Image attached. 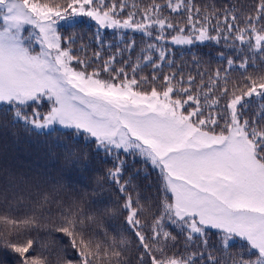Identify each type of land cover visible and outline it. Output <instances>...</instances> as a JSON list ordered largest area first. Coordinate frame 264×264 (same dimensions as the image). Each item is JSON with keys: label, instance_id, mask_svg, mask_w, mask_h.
<instances>
[{"label": "trees", "instance_id": "1", "mask_svg": "<svg viewBox=\"0 0 264 264\" xmlns=\"http://www.w3.org/2000/svg\"><path fill=\"white\" fill-rule=\"evenodd\" d=\"M22 1L66 11L73 3ZM121 2L135 24L145 25L147 17L156 23L144 35L103 30V44L86 19L61 26L60 45L75 53L70 60L76 70H98L110 80L126 66H132L131 75L139 65L145 92L174 88L185 106L187 95L201 100L203 114L188 108L189 115L197 111L190 123L223 137L232 132L230 105L242 97L235 115L264 167V109L260 97L247 96L264 83V41L255 38L264 35V0H114ZM178 35L202 40L183 46L164 41ZM125 45L130 54H122ZM157 47L169 56L156 76L178 77L167 86L152 76ZM107 57L116 59L115 72H105V65L113 66ZM50 108L44 98L0 103V264L260 263L261 253L248 240L206 225L201 234H191L184 220L171 216L173 196L164 175L140 153L107 152L78 128L41 131L16 118L42 117Z\"/></svg>", "mask_w": 264, "mask_h": 264}, {"label": "rangeland", "instance_id": "2", "mask_svg": "<svg viewBox=\"0 0 264 264\" xmlns=\"http://www.w3.org/2000/svg\"><path fill=\"white\" fill-rule=\"evenodd\" d=\"M9 4L10 0H0V103L24 105L47 99L51 108L42 117L37 114L35 119H27L17 113L16 118L41 131L78 128L107 152L119 151L114 147L119 144L140 153L163 173V182L173 196L169 212L184 220L191 234H201L203 225L220 229L248 240L264 260V251L254 243L256 236L264 233V167L255 158V145L238 122L236 110L230 106L233 127L227 137L197 130L181 118L177 107L174 121L160 115L152 117V129L141 133L142 140L128 143L114 139L113 129L100 122L102 117L95 108L83 103L79 93L69 100L63 91L67 85L61 71L70 56L59 48V28L82 19L97 27L95 19L61 10L59 17L45 20L33 11L35 3L19 0L20 14ZM146 21L148 25L156 23L151 17ZM255 38L257 44L264 41L263 34ZM201 40L178 35L164 41L183 46ZM155 50L157 55L166 51L160 47ZM150 60L148 56L146 61ZM232 240V236L228 238ZM162 264L183 263L171 260Z\"/></svg>", "mask_w": 264, "mask_h": 264}, {"label": "snow or ice", "instance_id": "3", "mask_svg": "<svg viewBox=\"0 0 264 264\" xmlns=\"http://www.w3.org/2000/svg\"><path fill=\"white\" fill-rule=\"evenodd\" d=\"M9 7L16 11L17 14L22 13V8L19 5V0H10ZM125 4L121 2L116 5L114 0H73L72 6L69 9L74 16H88L94 18L97 22L96 36L100 38V44H103V38L100 36L103 30H112L114 33L118 30L128 32L129 30L139 31L141 35L150 25H137L134 23L135 15H129L125 11ZM119 9V11H117ZM42 19H55L61 15V10L52 8L47 4H37L33 9ZM123 14L125 19H120V14ZM73 23H69L72 25ZM127 26V27H126ZM168 27H171L170 25ZM143 29V30H142ZM43 31V29H42ZM160 39H163L160 37ZM183 42H190L184 40ZM175 43V41H174ZM135 47L134 41H127ZM66 44L59 46L62 51L66 48ZM83 51V49H81ZM127 51L129 54L131 50L125 45L122 49V54ZM66 56H74L75 53H66ZM169 54L166 51L161 53L153 59L156 67L153 69L152 76L156 79H161L167 86L169 79L175 83L178 80L177 76L157 77L156 73L162 71L164 67L163 61L168 59ZM106 59L112 61V67L105 65V72H115L116 59L114 57H107ZM99 62V61H97ZM64 67L61 71L62 76L66 79V87L63 89L64 93L71 100L74 94L79 93L81 101L95 108L97 113L102 117L101 123H104L113 129L115 133L114 139L127 140L128 143H134L143 139L141 133L149 132L152 129V117L160 115L162 117H170L173 121L176 120V109L179 107L181 118L190 120L191 116H195L197 111H200L201 100L196 99L191 95H187V105L179 100H176V90L169 88L167 92H161L153 88L150 93L145 92L140 86V77L137 76V69L139 65L132 68V74L127 75L129 67L126 66L120 70L119 76L104 80L100 79L98 70L94 71L91 76L87 73L78 71L75 68V63L71 60H65ZM86 67V66H85ZM183 84V81H180ZM191 86V80H189ZM249 96L257 95L261 99L260 108L264 109V83L259 85V90L253 86L248 93ZM242 97H237L230 105L233 110L242 109L243 104L240 103ZM215 107V105L213 106ZM226 108L229 105L225 106ZM188 108L196 109L191 115L188 114ZM147 143V141H145ZM115 148L119 149L120 154H128L130 149L127 146L116 144ZM122 168V165H121ZM254 243L264 251V233H259L254 240ZM17 251H20L17 249ZM264 264V260L261 261Z\"/></svg>", "mask_w": 264, "mask_h": 264}]
</instances>
